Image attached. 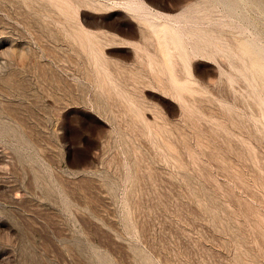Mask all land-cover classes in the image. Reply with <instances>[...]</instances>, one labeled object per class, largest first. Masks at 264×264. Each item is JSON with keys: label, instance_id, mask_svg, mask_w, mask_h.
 I'll use <instances>...</instances> for the list:
<instances>
[{"label": "rangeland", "instance_id": "obj_1", "mask_svg": "<svg viewBox=\"0 0 264 264\" xmlns=\"http://www.w3.org/2000/svg\"><path fill=\"white\" fill-rule=\"evenodd\" d=\"M0 264H264V0H0Z\"/></svg>", "mask_w": 264, "mask_h": 264}, {"label": "bare ground", "instance_id": "obj_2", "mask_svg": "<svg viewBox=\"0 0 264 264\" xmlns=\"http://www.w3.org/2000/svg\"><path fill=\"white\" fill-rule=\"evenodd\" d=\"M234 1V0H233ZM238 2V1H237ZM244 2V1H243ZM247 2V1H246ZM239 3V2H238ZM243 4V3H242ZM246 4V3H245ZM239 6V5H238ZM240 7V6H239ZM243 8V7H242ZM245 8V7H244Z\"/></svg>", "mask_w": 264, "mask_h": 264}]
</instances>
